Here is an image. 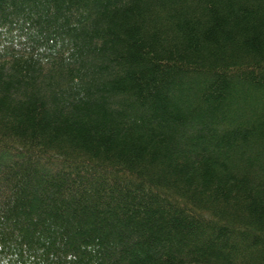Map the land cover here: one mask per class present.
Instances as JSON below:
<instances>
[{"label":"trees","instance_id":"1","mask_svg":"<svg viewBox=\"0 0 264 264\" xmlns=\"http://www.w3.org/2000/svg\"><path fill=\"white\" fill-rule=\"evenodd\" d=\"M0 264H264V0H0Z\"/></svg>","mask_w":264,"mask_h":264}]
</instances>
